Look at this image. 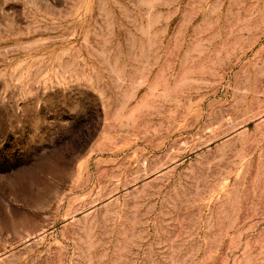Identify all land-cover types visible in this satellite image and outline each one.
Masks as SVG:
<instances>
[{"label": "rangeland", "instance_id": "1", "mask_svg": "<svg viewBox=\"0 0 264 264\" xmlns=\"http://www.w3.org/2000/svg\"><path fill=\"white\" fill-rule=\"evenodd\" d=\"M0 264H264V0H0Z\"/></svg>", "mask_w": 264, "mask_h": 264}]
</instances>
